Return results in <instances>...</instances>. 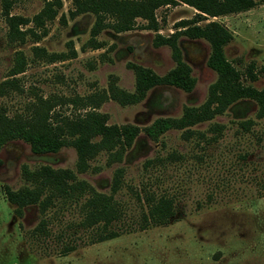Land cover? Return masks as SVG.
Returning <instances> with one entry per match:
<instances>
[{
  "label": "rangeland",
  "instance_id": "obj_1",
  "mask_svg": "<svg viewBox=\"0 0 264 264\" xmlns=\"http://www.w3.org/2000/svg\"><path fill=\"white\" fill-rule=\"evenodd\" d=\"M46 1L55 0L10 2V15L29 19L18 26L24 33L21 39L10 34L2 15L4 0H0V82L13 77L18 84V89L0 96L7 115L23 112L39 96L108 91L113 80L133 92L132 64L160 76L167 74L176 63L170 46L154 44L155 35L172 33L177 23L197 13L182 2L160 6L158 31L141 28L145 21L138 18L131 30L102 29L94 37L100 44L95 48L90 41L92 13L72 15L73 0H61L60 7L53 5L56 16L40 26L33 18ZM253 1L248 9L201 23L215 20L231 32L224 47L227 60L245 85L261 90L264 0ZM178 44L195 79L190 91L157 85L136 103L122 105L107 98L97 108L107 114V123L138 129L121 159L109 161L102 150L88 160L86 171L78 172L77 153L71 146L38 154L29 143L15 139L0 148V264H264V115L257 102L240 98L208 120L157 136L148 133L157 119L180 118L186 107L204 103L217 79L216 71L207 65L210 46L205 39L181 36ZM36 47L68 57L49 60ZM72 51L75 56H70ZM19 52L24 69L9 75ZM248 68L255 79L248 78ZM70 107L62 110L67 114L85 110ZM24 165L72 170L97 192L112 195L118 217L107 226L103 222L84 225L82 205L87 195L57 198L44 213L37 204L28 205L21 216L15 215L4 186L17 190L29 183L22 173ZM150 197L171 199L174 213L166 222L148 219ZM43 219L44 230L36 231ZM67 246L72 249L65 252Z\"/></svg>",
  "mask_w": 264,
  "mask_h": 264
},
{
  "label": "trees",
  "instance_id": "obj_2",
  "mask_svg": "<svg viewBox=\"0 0 264 264\" xmlns=\"http://www.w3.org/2000/svg\"><path fill=\"white\" fill-rule=\"evenodd\" d=\"M11 1L4 0L2 15L10 26V34L23 39L24 33L19 31L18 26L27 24L29 19L10 15ZM73 2L76 7L71 11L72 15L90 12L95 16L90 39L94 42L95 48L100 44L96 43L94 37L102 29L110 28L115 32L131 30L138 18L145 21L143 25H140L141 28L158 31L160 26L156 10L160 6L182 2L193 7L197 13L193 18L177 23L172 33L168 35L156 33L155 35L156 46L168 45L172 50V58L176 65L167 74L160 76L140 65H130L135 72L133 92L119 88L113 80L108 91L94 92L86 96L36 97L23 112H16L13 115H7L5 108L0 106V148L15 139L29 143L32 152L38 154L57 152L64 146H71L77 153L78 172L86 171L89 167L88 160L102 150L108 153L109 161L121 159L122 152L131 144L138 129L134 126L107 123V114L97 111V108L107 98L114 99L122 105L136 103L144 97L149 88L157 85H174L190 91L195 79L190 74L189 66L182 59V49L178 44L181 36L190 39L202 38L209 43L210 54L207 65L216 71L217 79L210 85L208 97L204 103L197 107H186L180 118L157 119L148 129L150 135L157 136L168 129H183L208 120L215 114L223 112L232 102L244 97L254 99L259 106L260 115H264V89L257 90L250 85H245L240 72L225 56L224 47L232 38L231 32L215 20L201 23L208 17H218L248 9L254 5L253 0H73ZM53 5L60 7L61 0L46 1V5L33 20L38 25L44 26L45 20L53 19L57 14ZM45 33L44 29L42 34ZM32 34L36 33L32 31ZM35 49L46 55L49 60L68 57L61 53L46 54L38 47ZM19 53L9 75L18 74L24 69V57L21 52ZM75 54L76 52L72 51L70 56ZM247 74L252 80L256 78L251 68H248ZM11 89H18L15 78L0 82V96L9 93ZM66 105L71 106L72 110L79 108L85 110L83 113L75 111L67 114L62 110ZM22 173L24 179L29 182L27 185L17 190L8 185L4 186L6 199L13 205L15 215L21 216L23 208L28 205L37 204L40 211L44 213L57 198L72 200L87 195L82 205L86 210L84 225L91 226L103 222V226H107L118 217L119 210L115 206L112 195L97 192L84 180H78L70 169L53 168L49 165L29 169L24 165ZM117 183L118 179L115 181L116 185ZM148 200L150 204L148 219L153 223L166 222L173 215L171 199L161 197L154 201L150 197ZM44 226L43 219L36 227V231L44 230ZM110 236L112 235L105 238ZM70 249L72 247H65V252Z\"/></svg>",
  "mask_w": 264,
  "mask_h": 264
}]
</instances>
